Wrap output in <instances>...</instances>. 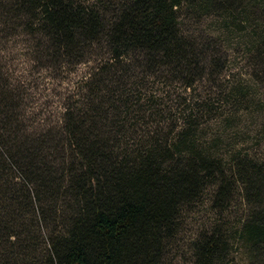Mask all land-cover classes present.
I'll return each instance as SVG.
<instances>
[{"label": "trees", "instance_id": "16d2710c", "mask_svg": "<svg viewBox=\"0 0 264 264\" xmlns=\"http://www.w3.org/2000/svg\"><path fill=\"white\" fill-rule=\"evenodd\" d=\"M183 10L245 31L264 72V0H0L1 29L24 28L41 58H100L79 103L38 132L23 127L0 70V264H165L182 211L207 187L220 211L239 191L234 239L246 264H264V160L226 171L188 130L168 141L130 124L143 111L139 76L190 88L215 63L209 44L181 30ZM192 248L195 264H219L227 240L213 228Z\"/></svg>", "mask_w": 264, "mask_h": 264}, {"label": "rangeland", "instance_id": "374dc122", "mask_svg": "<svg viewBox=\"0 0 264 264\" xmlns=\"http://www.w3.org/2000/svg\"><path fill=\"white\" fill-rule=\"evenodd\" d=\"M184 10L179 13L181 30L209 44L216 51L215 63L190 88L166 75L139 76L141 88L132 96L143 111L131 116L130 124L137 134L154 133L168 141L188 130L195 146L218 159L226 171L235 159L262 162L264 72L248 55L245 31L229 30L215 16ZM1 28L0 70L15 95L23 127L28 132L57 127L64 109L81 100L86 79L100 61L97 51L85 53L78 63L59 66L54 58L40 57L24 28ZM211 193L212 187H207L182 211L165 264H195L192 242L213 228L227 240L219 264H246V250L234 239L246 214L241 194L234 189L227 208L220 211Z\"/></svg>", "mask_w": 264, "mask_h": 264}]
</instances>
